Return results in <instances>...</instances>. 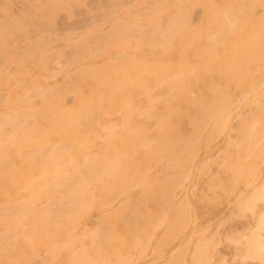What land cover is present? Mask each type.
<instances>
[{
    "label": "bare ground",
    "instance_id": "1",
    "mask_svg": "<svg viewBox=\"0 0 264 264\" xmlns=\"http://www.w3.org/2000/svg\"><path fill=\"white\" fill-rule=\"evenodd\" d=\"M15 1L0 5V264H230L213 249L237 240L240 260L264 261L260 236L237 226L256 215L241 187L264 182V0H204L195 28L196 1L163 0L184 2L161 23L142 8L145 22H115L99 46L69 39L64 0ZM122 31L126 44L169 31L181 50L112 56ZM37 33L77 49L26 63ZM8 37L27 41L5 49ZM78 64L97 88L60 101L54 79ZM217 189L227 212L203 217Z\"/></svg>",
    "mask_w": 264,
    "mask_h": 264
},
{
    "label": "rangeland",
    "instance_id": "2",
    "mask_svg": "<svg viewBox=\"0 0 264 264\" xmlns=\"http://www.w3.org/2000/svg\"><path fill=\"white\" fill-rule=\"evenodd\" d=\"M6 1L10 2V0ZM12 1H14V5H11V7H9V11L14 12L15 10L22 9V3H18L15 0ZM32 1L36 2L37 0ZM108 1L109 0H64L61 8L62 10L59 12L57 20L60 21L64 18L67 20L68 25L71 26L69 31V39H74L78 34H80L83 36L82 44H95L98 46L103 45L102 42L94 41L98 39L100 35L104 34L106 31L111 29L112 25L115 22L125 21L128 24H133V20L136 17H138L137 20H139L140 22H145L144 19H139L140 16L138 13L142 8H147L150 10H155L157 12L153 22L161 23L178 11L176 5L178 6V4L184 2L179 1L176 2V4L171 5L170 3H167L163 0H110L112 3H109ZM193 1H196V3L192 6L191 9V27L195 28L199 26L200 22L202 21L205 15L206 1ZM2 2H4V0H0V5ZM227 2L228 0H221L222 4H225ZM56 25L58 26V23ZM124 35L125 32L122 31L110 42L112 46L118 48L117 50L111 52L110 55H138L143 60L146 58H152L156 61H167L169 59H175L173 55L177 56L176 53L180 52L181 50L178 49L180 47L175 48V46L172 45V34L169 31L152 34L146 37L145 39L135 37L130 41V43L127 44L125 40H122V37ZM35 38H39L44 41L45 46L39 51H34L33 53H31V55L25 61L26 63L29 60L33 59V57L38 56L41 53L45 57V61L47 64L53 60L60 61L65 54H68L69 52H72L77 49V46L75 47L74 43H60L56 40H52L51 37L45 35L44 33H37L34 39ZM183 38L191 39L192 36L191 34L187 33ZM26 41L27 40L14 41L12 40V38L8 37L6 38V42L8 45H5L3 48H20L21 46H23V44L26 43ZM140 46L146 47L149 51L145 49V52H143V50L139 49ZM164 52L167 53L166 56H163ZM216 53L220 54L221 51H217ZM210 59L211 58L209 56L206 57V61H209ZM81 66H83V64H78L75 69L68 72L67 81L64 79V73L55 77L54 80L55 82L59 83V87L68 88V90H66L63 96L59 99L60 101H73L76 98L81 97V94H88L92 89L97 88L95 86L96 83L91 81L88 78V75L83 74L78 70ZM47 71L48 72H46V74L48 75L56 74L55 64H51L50 68H48ZM175 72L179 73L180 70L178 68H175ZM63 79L65 80V82L63 81ZM187 79L191 80V76H188ZM150 80L154 81V77H151ZM114 81V79L111 80L112 83ZM112 113L114 114L115 111L112 110ZM36 125H41V122H36ZM48 143H55L54 138L51 137ZM263 184L264 182L262 183L261 187L255 188L245 189L244 187H241L242 197L250 196L249 198H254L253 208L256 215H249L247 218H245V220L241 221L244 223H248L249 225H247V227L246 224L243 223H238L237 226L238 237L244 236L243 240H246L247 236L245 235H250L251 233L256 232L258 236H260L261 242L264 244V195L262 194ZM227 195L228 194L221 189H217L215 193H212L210 197V206L204 209L206 211V215L203 214V217L212 218L215 215H218L219 213L221 216H223L227 212V206L221 209L222 206L220 205V202L223 201L224 203L226 200H228L229 197ZM18 201L19 200H16L15 202ZM206 227L209 228L211 226L206 225ZM1 229L2 228H0V230ZM239 241L240 240H237L236 243L224 242L219 245H216L213 249L212 255L218 260L220 254L223 253L228 257V259H230V264H264L262 257L246 258L244 260H240V258L235 255V250L239 249L240 247ZM165 245L167 247L173 246L170 241L165 243Z\"/></svg>",
    "mask_w": 264,
    "mask_h": 264
}]
</instances>
